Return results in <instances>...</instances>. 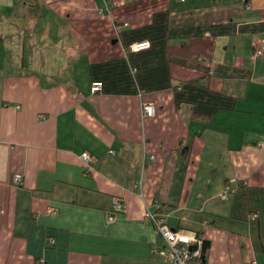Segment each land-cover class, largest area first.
Returning <instances> with one entry per match:
<instances>
[{
  "label": "crops",
  "instance_id": "1",
  "mask_svg": "<svg viewBox=\"0 0 264 264\" xmlns=\"http://www.w3.org/2000/svg\"><path fill=\"white\" fill-rule=\"evenodd\" d=\"M146 211L264 264V0H0V264H170Z\"/></svg>",
  "mask_w": 264,
  "mask_h": 264
},
{
  "label": "built area",
  "instance_id": "2",
  "mask_svg": "<svg viewBox=\"0 0 264 264\" xmlns=\"http://www.w3.org/2000/svg\"><path fill=\"white\" fill-rule=\"evenodd\" d=\"M246 1V0H244ZM248 8V6L246 5ZM149 47L148 42H139L131 46L132 52H138ZM261 55V51H256L254 57ZM134 72V69L132 68ZM102 86L101 82H93L90 87L91 93L100 91ZM142 113L146 116L154 115V107L148 103H142ZM152 158V157H151ZM80 161L85 169H90L91 158L88 153L83 152L80 154ZM14 184L21 182V177L15 175L12 178ZM228 187H226L221 195L220 199L225 201L228 199ZM159 204H156V209L159 210ZM122 209L121 200L114 198L112 201V211L106 214L107 222H113L115 214ZM144 220L149 222L154 228L155 232L164 240L167 250L164 252L167 261L170 264H204V255L201 250L202 241L197 238L195 233L187 230H173L167 226L165 220L162 217H157L150 211H146L144 214Z\"/></svg>",
  "mask_w": 264,
  "mask_h": 264
},
{
  "label": "trees",
  "instance_id": "3",
  "mask_svg": "<svg viewBox=\"0 0 264 264\" xmlns=\"http://www.w3.org/2000/svg\"><path fill=\"white\" fill-rule=\"evenodd\" d=\"M246 5H247V4H246ZM256 51H257V50H255V52H256ZM258 51H260V50H258ZM255 52H254V53H255ZM165 223H166V222H165ZM192 232H193V231H192ZM194 233H195V235H196L197 238H200L196 232H194ZM200 239H201V238H200ZM201 241H202L201 250H202V253H203L204 257H205V252H206V249L208 248V242H207V241H204V240H202V239H201Z\"/></svg>",
  "mask_w": 264,
  "mask_h": 264
}]
</instances>
